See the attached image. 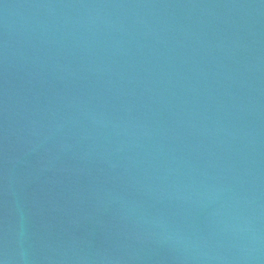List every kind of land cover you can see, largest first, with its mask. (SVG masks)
Instances as JSON below:
<instances>
[{
	"label": "water",
	"instance_id": "water-1",
	"mask_svg": "<svg viewBox=\"0 0 264 264\" xmlns=\"http://www.w3.org/2000/svg\"><path fill=\"white\" fill-rule=\"evenodd\" d=\"M0 264H264V0H0Z\"/></svg>",
	"mask_w": 264,
	"mask_h": 264
}]
</instances>
